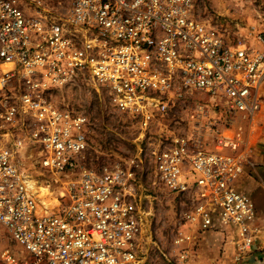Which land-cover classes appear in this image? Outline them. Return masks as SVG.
<instances>
[{"label": "built area", "instance_id": "1", "mask_svg": "<svg viewBox=\"0 0 264 264\" xmlns=\"http://www.w3.org/2000/svg\"><path fill=\"white\" fill-rule=\"evenodd\" d=\"M194 6L67 0L50 14L39 0H0V226L20 246L0 248L1 264H143L142 152L158 182L187 200L186 220L229 230L238 257L251 251L256 211L235 181L263 120L264 35L252 26L230 42ZM78 84L104 88L143 127L144 147L86 165L89 118L63 94ZM33 160L59 187L50 208L22 167Z\"/></svg>", "mask_w": 264, "mask_h": 264}, {"label": "rangeland", "instance_id": "2", "mask_svg": "<svg viewBox=\"0 0 264 264\" xmlns=\"http://www.w3.org/2000/svg\"><path fill=\"white\" fill-rule=\"evenodd\" d=\"M39 2L43 11H48L50 14L63 13L67 5V0H39ZM194 7L197 17L208 19L217 25L230 42L242 40L252 26L264 35V0H195ZM36 10L31 8L26 13L32 15ZM63 94L70 107L84 112L89 118L87 126L89 145L84 156L86 165H97L108 159L134 155L139 147H144V141L141 140L143 127L131 116L114 109L104 88L99 87L96 90L91 85L78 84L70 87ZM200 96L197 94V97ZM182 116L183 113L175 114L173 119ZM258 118L264 119V111L259 113ZM248 143L254 150L260 143L259 133L254 132ZM253 153L254 151H250L247 154V159L242 164V174L235 184L238 188L244 186L242 189L250 195L255 210L257 208L264 213V155L259 154L255 158L252 156ZM140 156L143 161L139 167L143 169V185L138 202L141 211L146 212L143 217V237L139 245L145 258L143 264H192L190 260L192 253L187 254L186 259L182 258L184 262H179L177 250L180 247L188 246V249L191 246L193 250L195 246L219 247L227 241L233 242V235L229 230L219 227L199 230L195 223L186 220L185 215H189L192 210L187 200L181 195L168 192L148 167V158L143 156V152ZM251 162L255 163L254 166ZM22 167L31 179L37 180L39 184L42 180L45 185L52 182L51 176L42 171L36 161L22 162ZM48 188L53 191V196L59 189L52 183ZM179 231L191 232L190 241L175 243L174 239ZM6 246L20 249L5 228L0 226V248ZM213 264H219L218 259Z\"/></svg>", "mask_w": 264, "mask_h": 264}, {"label": "crops", "instance_id": "3", "mask_svg": "<svg viewBox=\"0 0 264 264\" xmlns=\"http://www.w3.org/2000/svg\"><path fill=\"white\" fill-rule=\"evenodd\" d=\"M262 111H264V104ZM252 132L259 133L260 143L254 150L250 149L251 152L254 151L252 156L257 158L259 154L264 155V119L255 124ZM251 164L254 166L255 163L251 162ZM236 187L238 188V186ZM243 187L238 189L243 191ZM255 211L256 243L250 252L238 257L236 247L232 241V243L227 241V243L219 247H212L210 245L195 246L193 250L191 246L187 249V246L185 248L180 247L177 250L179 262H184L180 254H183L186 259L187 254L192 253L190 256L192 264H213L216 259H218L219 264H264L261 252V247L264 245V213L257 208Z\"/></svg>", "mask_w": 264, "mask_h": 264}, {"label": "bare ground", "instance_id": "4", "mask_svg": "<svg viewBox=\"0 0 264 264\" xmlns=\"http://www.w3.org/2000/svg\"><path fill=\"white\" fill-rule=\"evenodd\" d=\"M38 186H35V182L33 179H30L29 184L31 187L37 191V196L40 200V203L47 208H50L56 204H58V199L56 196H53V193L49 190V188L44 184L43 180L40 182Z\"/></svg>", "mask_w": 264, "mask_h": 264}]
</instances>
